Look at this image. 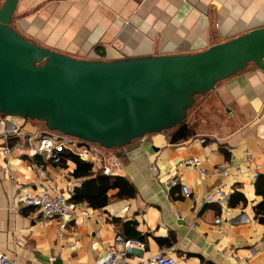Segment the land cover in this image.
Here are the masks:
<instances>
[{"label":"crops","instance_id":"1","mask_svg":"<svg viewBox=\"0 0 264 264\" xmlns=\"http://www.w3.org/2000/svg\"><path fill=\"white\" fill-rule=\"evenodd\" d=\"M14 17L15 29L36 44L77 59L113 61L195 54L264 27V0H19ZM203 104L211 110L197 124L185 122L110 150L120 160L115 176L133 185L134 196L111 189L103 207L72 201L90 216L50 222L40 209L21 205L24 189L48 181L71 198L85 178L73 175L76 164L69 159L61 166L47 162L50 174L41 177L35 165L42 159L28 144L20 146L22 138L4 136L1 117L0 253L16 264H103L106 248L121 234L146 244L130 263L163 251L177 264H264V223L256 216L262 196L250 174L264 166V70L248 64L218 82ZM13 120L23 125L24 138L40 130L32 120ZM193 156L205 173L182 164ZM225 164L230 176L214 173ZM66 170L69 176L61 178ZM174 178L179 185L169 184ZM219 186L231 193L232 211L221 225L215 219L224 208L205 201Z\"/></svg>","mask_w":264,"mask_h":264},{"label":"water","instance_id":"2","mask_svg":"<svg viewBox=\"0 0 264 264\" xmlns=\"http://www.w3.org/2000/svg\"><path fill=\"white\" fill-rule=\"evenodd\" d=\"M0 114L125 148L184 122L197 95L253 63L264 70V27L195 54L77 59L13 28L19 0H0Z\"/></svg>","mask_w":264,"mask_h":264},{"label":"built area","instance_id":"3","mask_svg":"<svg viewBox=\"0 0 264 264\" xmlns=\"http://www.w3.org/2000/svg\"><path fill=\"white\" fill-rule=\"evenodd\" d=\"M3 120L5 122L3 130L4 136L6 138H22L23 141L20 143V146L24 148L28 144L32 156H38L42 159L41 163L35 165L41 177L45 178L50 174L49 168L45 165L47 162L52 166H61L64 161L63 154L74 155L80 160L92 164L93 168L98 169L102 174L115 176L116 172L113 165L120 160L116 154L109 153L111 149L106 151L104 147L96 143L46 127L45 129L38 130L28 138H24L25 132L22 124L15 122L9 116L3 117ZM10 153L11 148L6 146L3 150V155L8 157ZM247 153L249 154L250 152L247 151ZM182 164L199 168L200 158L193 156L185 160ZM199 170L205 173L204 169L199 168ZM9 171V167L6 165L5 172ZM215 172L230 176L229 166L227 164L216 168L214 170ZM250 174L252 182H257L260 176H264V166H256L250 171ZM68 176V170L63 171L60 175L61 178H67ZM234 180H236V177L231 178V181ZM33 184L34 182L29 183V185ZM169 184L177 186L179 182L174 178L170 180ZM181 190L184 196L190 197L191 192L188 186L181 185ZM24 191L25 194L21 198V205L40 209L43 219L47 222H50L53 218H59L64 221L66 218H71L76 214H80L85 218L90 216V212L86 207L81 211H77L75 204L70 200L71 198L63 192L58 191L57 186L48 181L44 185L36 186L33 191H29L28 188H25ZM72 194L73 192H71L70 197ZM230 194L224 190L223 186H219L205 196L206 202H216L224 208V213L215 219V223L218 225H221L225 217H229L232 214L229 206ZM145 248L146 244L142 240L117 234L112 244L106 248V258L103 264H177L174 257L163 251L158 252L146 260L130 263L129 256L135 250H144ZM0 264H16V262L5 253H0Z\"/></svg>","mask_w":264,"mask_h":264},{"label":"trees","instance_id":"4","mask_svg":"<svg viewBox=\"0 0 264 264\" xmlns=\"http://www.w3.org/2000/svg\"><path fill=\"white\" fill-rule=\"evenodd\" d=\"M2 115L0 114V119ZM47 128V126L45 125ZM64 165L67 159L75 162L76 169L73 172L75 177L85 178L82 184L75 188L71 201L75 203L87 202L92 207H103L109 200L108 192L111 189H118L117 196H134L133 185L122 176H109L98 172L93 173L92 164L82 161L74 155H65ZM257 193L262 196V201L256 206V216L264 223V176L257 180Z\"/></svg>","mask_w":264,"mask_h":264},{"label":"rangeland","instance_id":"5","mask_svg":"<svg viewBox=\"0 0 264 264\" xmlns=\"http://www.w3.org/2000/svg\"><path fill=\"white\" fill-rule=\"evenodd\" d=\"M2 5V1H0V6ZM15 16V15H14ZM15 18V17H14ZM13 28L17 27V22L15 19H13L12 24ZM205 95H197L196 96V101L193 104V106L191 107V109L188 111L187 117L184 120L183 123H188V124H197L198 120L201 118L202 114H204V112H208L209 110H211L210 108L207 110H204L203 108V103H204V97ZM207 107V106H206ZM13 119H21L18 117H12ZM33 121V126L36 127L38 126L40 130L45 129V123L42 121H38V120H32ZM206 124H211V121L206 122L204 121ZM31 123V121H30ZM37 127V128H38ZM175 128V127H174ZM36 133V132H35ZM97 144V143H96ZM99 145V144H98ZM100 146V145H99ZM102 147V146H101ZM103 149V148H102ZM106 151L108 149L104 148Z\"/></svg>","mask_w":264,"mask_h":264}]
</instances>
